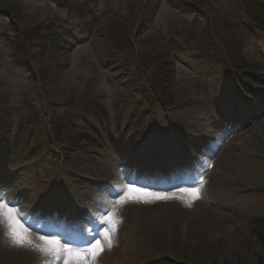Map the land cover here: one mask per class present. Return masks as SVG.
<instances>
[{
    "label": "rangeland",
    "instance_id": "374dc122",
    "mask_svg": "<svg viewBox=\"0 0 264 264\" xmlns=\"http://www.w3.org/2000/svg\"><path fill=\"white\" fill-rule=\"evenodd\" d=\"M212 7L235 22L242 13L236 0H0V118L5 120L0 124V200L14 192V201H2L20 214L16 219L34 244H41L34 237L43 235L72 248H91L97 241L107 247V231L113 264H123L125 251L136 240V219H157L165 226L172 222L180 228L176 220L185 225L193 217L185 212L182 199L142 195L166 192L155 191L148 178H132V169L153 172L167 159L174 160L177 150L202 149L211 157L233 133L247 129L251 134L250 129L258 125L246 123L254 117L248 116L253 105L264 102V30L256 28L251 44L244 49L246 64L253 65L251 77L244 79L241 74L250 73L230 69L220 53L222 43L207 41V26L219 34ZM110 23L124 31L133 58L112 50L104 29ZM63 31L74 37L67 50L58 52L56 45L43 51L38 47V40ZM168 40L184 56L169 63L171 77L163 93L168 95L169 106L162 108L159 89L155 94L144 91L148 99L144 101L130 87V80L138 81L140 88V82L144 83L141 70H153L152 60ZM12 44L23 55L21 60L31 65L33 80L11 62ZM203 59L207 64H202ZM124 61L130 64L127 69L113 70L112 65ZM49 130L59 137L53 138ZM186 131L221 137L212 145L192 146ZM255 148L251 168L264 171V137ZM212 164L206 162L198 180L189 184H198L191 188H201L200 199L210 208L209 213L215 215L216 211L221 222L205 224L199 235L189 234L171 256L164 254L137 264H257L263 259L253 220L264 218V178L249 182L239 170L233 172L238 180L236 195L225 202L215 197L221 175L213 172ZM126 166L129 179L114 177V188L107 190L97 182L104 170L112 169V176ZM130 188L138 191L129 193ZM100 195L122 197L126 210L108 212ZM37 199L41 205L35 210L23 208ZM71 205L80 213L88 212L81 220L87 223L85 229L67 230L61 224L64 207ZM101 218L119 221L114 234ZM206 226L213 232L203 234ZM7 231V218L0 217V264L18 260L61 264L29 247L14 246ZM96 264H104L101 254Z\"/></svg>",
    "mask_w": 264,
    "mask_h": 264
},
{
    "label": "bare ground",
    "instance_id": "6f19581e",
    "mask_svg": "<svg viewBox=\"0 0 264 264\" xmlns=\"http://www.w3.org/2000/svg\"><path fill=\"white\" fill-rule=\"evenodd\" d=\"M158 10V6L156 11ZM264 42V40H263ZM254 107L249 110L248 116H254L252 119H249L247 121V125H252L255 122H258L257 126H253L251 130V134H249V131L246 129L245 131L236 132L229 137L223 145H221V150L217 153H215L213 156H207L205 159H203V162L201 164V168L203 165L210 161L212 164L213 172L221 175V179L216 180V186L219 191V194H215V197L218 199H223L225 202H228L229 198H234L236 195V183L238 180H236L235 175L233 172H236L239 170V174L243 176L246 181H256L258 179L264 178V171H256L251 168L250 165V157L252 156V151L255 150L256 146L258 145V141L260 140V137H264V102L261 105H253ZM245 121V119H244ZM256 125V123H255ZM237 128L234 126V129ZM160 130H156V133H158ZM231 132V131H230ZM233 132V131H232ZM186 133L191 137V142L193 145L196 144H213L215 143L221 136L216 134H208V136H202L197 134H190L186 131ZM230 134V133H229ZM237 141H240V144L236 143ZM234 142V143H233ZM189 153H192L191 150L182 151L177 150L175 152V155L173 158H175L177 163H182L183 159L188 156ZM190 156V155H189ZM169 163V161H167ZM174 163V162H172ZM262 168V167H260ZM134 175L132 178L135 180L139 179L140 177H143V173L141 170L135 169ZM111 170H104L101 174L102 176L97 179V182L107 190L112 189V187H115V183L113 178H121L123 179H129L127 177V174L129 173V167L126 166L122 168L121 170L115 171V174L112 176L110 175L112 173ZM126 173V177H123ZM198 176L197 174L195 175ZM49 178H53L52 175H49ZM174 183L178 182H171L167 186H161L156 187L161 190H166L165 193L166 196L173 197L171 199H182L184 202H186V209L185 212L189 214L190 220L186 222L185 225H181L178 220H176L174 223L181 226L180 228L176 227L175 224H168L165 226V223L161 224V221L157 222V219L155 221H146L136 219L134 221V233L135 235V243L133 244V248L126 250V259L123 264H137L139 261L143 259H149V258H155L160 255L168 254L171 256L172 251L178 250L183 243L184 239L189 236V234L194 233L195 235H199L202 230L201 228L205 226V224L211 225L213 222L214 224H218V215L216 211H213L215 213L212 214L210 212V208L206 207L203 204V201L200 199V192L201 188H198L196 191L199 192V198L193 199L189 192L193 189H186L184 185H187L185 181L179 184V187H174ZM171 186V188H169ZM190 186V185H188ZM244 187V186H243ZM246 189V188H245ZM243 189V190H245ZM187 190V191H184ZM231 195H227V194ZM14 192L5 194L2 196L1 200H8L9 202L14 201ZM19 192H16V194ZM100 199L101 204L104 206L105 209H107L108 212H111L113 214H122L124 213L125 209V202L122 197L117 198H107V197H101V195L98 197ZM41 201L37 199V201L33 202H27L25 207V210H35L38 206H40ZM79 208L76 206H67L64 207L62 211V222L61 224H66L65 226L68 228H73L74 226H80V220H81V213L79 212ZM231 210L229 213L230 215L234 214V209ZM167 213V210H166ZM192 215V216H191ZM201 215H203L201 217ZM238 218V216H237ZM232 221V220H231ZM234 222V221H233ZM236 222V221H235ZM198 227V229L195 230V228ZM219 226V225H218ZM81 227V226H80ZM86 227V226H84ZM210 226H206L205 230L203 231V234L206 232H213L208 231L206 228ZM215 230V229H214ZM41 233H44L42 231H39ZM37 241H41L39 237L36 235L34 237ZM42 242V241H41ZM108 244V241L106 242V245ZM103 246V251L100 253L101 257L103 258L104 264H113L114 263V255L112 254V251H110L111 248H108V246ZM116 248V247H115ZM116 252V249H115ZM150 255H153L154 257H149ZM13 264H32L29 262H24L23 260H18L14 262Z\"/></svg>",
    "mask_w": 264,
    "mask_h": 264
},
{
    "label": "trees",
    "instance_id": "16d2710c",
    "mask_svg": "<svg viewBox=\"0 0 264 264\" xmlns=\"http://www.w3.org/2000/svg\"><path fill=\"white\" fill-rule=\"evenodd\" d=\"M237 2L242 7L248 20H250L254 25L264 27V0H237ZM209 5L211 4L209 3ZM212 10L214 11L216 16V21L214 22V25L217 29H219V34L223 35L224 37L228 36L226 39L223 40L225 41L226 56L233 65L237 66V61L240 60L238 53L240 50V46L243 43V34L241 32L242 30L248 29L249 26L248 24H246V22L243 21L241 16H238L239 18L235 22L231 17L227 15H220L218 11H216L213 7ZM112 24L117 25V23H110L104 28L106 30L105 37L110 43V46L113 48L112 50L116 52H127V54H129V58H133V51L126 40V37L124 36V31L121 32L120 28H114ZM94 26L99 28L98 25ZM207 30L210 35L211 41H213V37L217 38L219 36V34L214 32L211 27L207 26ZM55 34L51 35V37H43L42 40H38V47L43 51L45 50V48H52L54 45H56V50H58V52H62L65 47L70 46V43L73 41V39L68 34H65L64 31L62 34ZM26 36L28 35L26 34ZM174 45L175 43L173 42V40H171L170 42L169 40L166 41L152 60L151 65H153V70H141L140 76L144 77V83L140 82V88L138 86V81L130 80V87L137 89L139 91V96L142 97L144 101L148 100L145 99L146 93L144 91L152 90L155 94V92L159 89V94H157L159 98L158 102H160L163 106L169 105V100L167 97L168 95L165 96L163 94L166 91L165 86L167 85L171 75L168 70L169 61L172 57H177L181 55V51L179 49L174 48ZM10 48V60L12 61V63L22 68L27 74V76L33 80L35 76L29 62L25 59L21 60L23 55L19 53L18 47L15 44H12ZM190 54L194 53L192 52ZM205 60L206 59H203V62H205ZM129 66V62L124 61L121 63V65L119 63L112 65V68L115 71L117 67H124V69H127ZM144 66L146 67L148 65ZM126 79L129 80V77L127 76ZM136 84L137 88H135ZM1 122H5L4 118H0V124ZM58 132L61 133V130H58ZM49 133L53 135V138L59 137L57 132H55L54 135L53 130H49ZM253 224L255 226L253 234L257 238L264 254V218L253 220ZM257 264H264V256L263 259L258 260Z\"/></svg>",
    "mask_w": 264,
    "mask_h": 264
},
{
    "label": "snow or ice",
    "instance_id": "6c2138e0",
    "mask_svg": "<svg viewBox=\"0 0 264 264\" xmlns=\"http://www.w3.org/2000/svg\"><path fill=\"white\" fill-rule=\"evenodd\" d=\"M129 193L138 191L137 189H129ZM187 191V190H184ZM144 196L155 195L156 199L167 200L173 197L166 195H159L153 193H143ZM189 195L193 199L199 198V192L192 190ZM20 215L15 208L9 207L8 202L0 200V217L7 218L8 221V231L6 235L11 240V243L16 247H29L34 251L41 253L44 256H52L61 264H96L99 254L104 250L100 241H97L92 245L91 248H72L67 246V243L61 244L60 240L52 237L48 238L45 236H40L41 244L36 245L26 234L27 229L23 227L22 224L16 219ZM108 222L111 225V233L114 234L116 231L115 225L119 223L118 220L101 218V223ZM104 236L108 240V248L112 247V240L106 231Z\"/></svg>",
    "mask_w": 264,
    "mask_h": 264
}]
</instances>
